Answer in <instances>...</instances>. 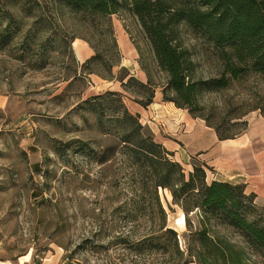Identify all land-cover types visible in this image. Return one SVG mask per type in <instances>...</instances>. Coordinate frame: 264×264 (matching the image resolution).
<instances>
[{
  "label": "rangeland",
  "instance_id": "rangeland-1",
  "mask_svg": "<svg viewBox=\"0 0 264 264\" xmlns=\"http://www.w3.org/2000/svg\"><path fill=\"white\" fill-rule=\"evenodd\" d=\"M62 2L0 0V264H165L158 253L135 256L116 242L125 236L132 241L152 227L149 199L130 184L123 156L99 163L101 146L115 139H104L93 110L80 108L85 99L112 91L133 113L136 101L145 98L138 86L121 85L129 77L120 66L118 28L134 46L146 79L148 74L163 85L165 76L135 17L124 11L108 17L113 45L104 20L71 13ZM182 38L197 61L196 75H217L219 63L206 45L189 31ZM92 46L113 63L110 73L101 65L94 66L97 72L82 68L94 54ZM200 103L213 124L252 106L259 108L243 119L253 112L262 116L264 76L206 93ZM158 195L166 223L183 245L182 233L193 227L186 226V215L166 189Z\"/></svg>",
  "mask_w": 264,
  "mask_h": 264
},
{
  "label": "trees",
  "instance_id": "trees-1",
  "mask_svg": "<svg viewBox=\"0 0 264 264\" xmlns=\"http://www.w3.org/2000/svg\"><path fill=\"white\" fill-rule=\"evenodd\" d=\"M62 1L71 13H81L100 23L104 20L113 45L108 17L120 11L135 17L158 70L165 76L163 85L154 84L148 74L146 82L131 76L120 80L124 90L130 85L145 90V98L136 101L141 106L152 102L159 86L164 101L203 119L218 139L232 138L244 131L247 122L243 117L259 108L249 107L213 124L200 112V102L206 93L222 92L242 86L252 77L264 76V0ZM184 31L200 39L214 55L220 66L217 75H196L197 61L193 51L183 44ZM92 48L94 54L81 64L82 68L97 72L95 67L101 65L110 73L113 63L102 58L95 46ZM81 107L93 110L95 124L104 139H115L112 146H101L99 163L123 156L130 168V184L149 199L152 227L132 241L127 236L117 237V243L128 247L135 256L158 253L167 258L165 264H264V209L254 203L253 193H246L241 184L207 181V167L201 164H194L185 172L171 153L154 140L138 114L129 112L120 94L108 91L85 99ZM234 127L236 131L228 133ZM159 188L170 193L172 203L186 215V226L193 227L182 233L183 245L178 233L166 223ZM139 208L130 213L131 218L137 216ZM187 215H193L194 220Z\"/></svg>",
  "mask_w": 264,
  "mask_h": 264
},
{
  "label": "crops",
  "instance_id": "crops-1",
  "mask_svg": "<svg viewBox=\"0 0 264 264\" xmlns=\"http://www.w3.org/2000/svg\"><path fill=\"white\" fill-rule=\"evenodd\" d=\"M117 37L123 55L120 66L126 69L127 77L146 82L137 62V52L120 28ZM82 49L86 51L85 56L90 54L89 50ZM132 110L143 125L150 127L154 140L184 169L190 171L194 164L204 165L207 181L241 184L246 193L254 194V203L264 209L263 116L257 112L248 114L244 131L232 138L218 139L214 129L202 119L172 102L163 101L160 89L155 90L150 104L145 107L135 104Z\"/></svg>",
  "mask_w": 264,
  "mask_h": 264
}]
</instances>
